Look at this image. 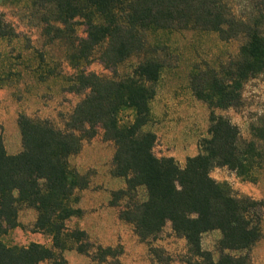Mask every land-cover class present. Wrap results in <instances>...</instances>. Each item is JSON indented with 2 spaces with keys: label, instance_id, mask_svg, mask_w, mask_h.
Here are the masks:
<instances>
[{
  "label": "trees",
  "instance_id": "obj_1",
  "mask_svg": "<svg viewBox=\"0 0 264 264\" xmlns=\"http://www.w3.org/2000/svg\"><path fill=\"white\" fill-rule=\"evenodd\" d=\"M31 1L49 42L66 40L67 59L75 69L67 88L84 96L63 126L21 112L22 149L15 154L8 153L0 132V234L20 224L19 211L27 206L37 212L35 230L53 240V246L36 241L7 245L0 238V264H67L64 251L73 244L95 260L120 264L121 249L99 244L91 252L87 232L70 231L67 225L81 212L73 204L76 192L90 183L72 167L70 157L99 129L115 145L111 174L125 181L112 191L111 203L142 241L156 238L170 223L186 240L187 264H249L263 235V201L235 195L211 171L228 166L254 180L255 169L264 165V113L250 123L246 138L229 117L215 112L243 106L246 84L264 75V0L242 16L229 0ZM80 24L86 27L84 36L77 34ZM183 30L213 31L241 44L237 56L218 69L206 67L191 75L194 94L211 109L210 125L198 153L181 167L173 156L155 153L157 134L148 126L166 66L167 43L156 35ZM16 35L0 12V39ZM95 58L111 73L88 70L86 64ZM128 109L133 117L124 121L121 113ZM210 231L220 232L215 251L203 246Z\"/></svg>",
  "mask_w": 264,
  "mask_h": 264
},
{
  "label": "rangeland",
  "instance_id": "obj_2",
  "mask_svg": "<svg viewBox=\"0 0 264 264\" xmlns=\"http://www.w3.org/2000/svg\"><path fill=\"white\" fill-rule=\"evenodd\" d=\"M238 15H245L263 0H229ZM31 0H0V12L14 26L17 35L0 39V132L8 153L22 149L18 116L25 112L36 118H48L58 126L73 110L83 94L68 90V76L75 69L67 59L66 40L50 43L43 32L39 16L32 11ZM84 36L86 27L76 26ZM156 37L167 43L166 66L151 102L152 119L148 129L157 134L154 151L159 156H173L184 167L189 156L199 151V141L208 136L210 107L194 94L191 75L206 67L219 68L237 56L240 39L222 40L213 31L183 30L161 33ZM153 39V36L151 38ZM88 70L108 75L111 70L100 60L86 64ZM10 72L9 76H5ZM244 104L240 108L215 112L229 117L242 135L249 138L250 123L264 113V75L251 79L244 89ZM124 121L133 117L131 110L121 113ZM115 145L103 138L102 129L83 142L82 150L70 157L72 167L86 174L90 183L76 192L73 204L81 212L67 221L70 231L79 228L88 234L89 251L97 245L121 249L120 264H187L190 257L186 240L177 236L167 223L156 238L142 241L133 225L118 215L119 207L111 203L112 191L125 186L121 177L111 174ZM211 175L229 184L237 196H249L264 204V165L255 169L254 180L244 179L228 166L216 167ZM264 211V210H263ZM35 209L22 206L19 225L0 234L7 245H28L36 241L53 246L52 236L35 230ZM219 231L203 236V246L215 251ZM86 240V239H85ZM72 245V244H71ZM74 245V244H73ZM73 245L64 251L67 264H110L79 252ZM217 255V253H215ZM39 264H52L45 260ZM249 264H264L263 235L250 254Z\"/></svg>",
  "mask_w": 264,
  "mask_h": 264
}]
</instances>
